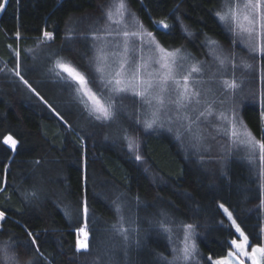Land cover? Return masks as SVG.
I'll return each instance as SVG.
<instances>
[{"label":"trees","instance_id":"1","mask_svg":"<svg viewBox=\"0 0 264 264\" xmlns=\"http://www.w3.org/2000/svg\"><path fill=\"white\" fill-rule=\"evenodd\" d=\"M117 2L0 0L5 4L0 9V211L5 214L0 250L18 256V264H160L158 253L171 260L172 247L183 246V230L175 226L183 222L195 225L198 251L191 264H204L209 256H226L230 245L225 244L235 238L220 223L230 225L221 204L250 243L264 245L259 150L250 163L248 147L233 143L231 136L235 121L237 141L246 139L244 126L261 139L264 58L253 59V40L246 32L217 19L215 11L224 0H125L121 24L97 45L112 51L120 39L115 30L127 28L144 33L135 38L136 56L149 61V71L158 68L149 60L158 57L156 43L169 51L179 48L178 55L186 59L176 74L180 88L169 84L162 108L155 101L154 107H141L129 93L115 99L116 120L102 123L80 102L79 86L69 87L56 75V64L70 61L89 79L94 74L97 80L88 87L111 95L94 73L95 63L89 65L96 55L92 33L104 26V13ZM241 24L246 27L242 19ZM45 31L52 37H44ZM113 59L108 58L112 67L105 69V80L117 66ZM242 61L254 67L247 69ZM193 65L201 71L191 73L187 95H200L177 110L171 101ZM233 80L235 90L229 87ZM152 119L157 123L145 129ZM7 136L16 140L15 150L4 144ZM128 140L134 142L132 152ZM137 153L142 161L135 160ZM162 213L170 221L171 242L157 223ZM121 216L128 241L112 228ZM85 226L89 250L77 252V230ZM28 232L39 235V253L35 245L26 246L32 239ZM0 264L17 262L5 261L0 251Z\"/></svg>","mask_w":264,"mask_h":264},{"label":"snow or ice","instance_id":"2","mask_svg":"<svg viewBox=\"0 0 264 264\" xmlns=\"http://www.w3.org/2000/svg\"><path fill=\"white\" fill-rule=\"evenodd\" d=\"M4 7L5 4L0 3V9H3ZM113 8L115 11L112 10ZM126 12L127 6L125 0H118L117 3L109 5L108 10L104 13L106 20L104 26L102 28L97 27L92 33V40L94 42L93 47L96 49V55L90 61L89 67L91 69L93 62L95 63L96 67L94 73L100 74L99 82L106 86L105 90L111 95L108 97H104L103 94L98 95L97 92H94L88 87L90 83H95L97 80V77L94 74H92L91 79H89V77L82 73L79 68L74 66L70 61H58L56 64V68L59 69V71L56 72V75L61 80H65L69 87H72L73 84L79 86L76 88V91L79 94L80 102L84 104L85 109L89 112L90 116H93L95 120L102 123H111L116 120L118 114V109L115 104L116 98L124 99L125 96L130 93L133 97L139 98V104L141 107L144 105L154 107L153 102L155 101V103L162 108L164 105L162 94L169 90V84L171 83L175 85L176 88H180L181 85V81L176 79V74L177 70L182 68V61L185 60L186 57L178 55L181 51L179 48L169 51L156 43L155 50L158 53V57L155 60H151V58H149V60L151 63L158 65V68L149 71V61H145L142 55L140 57L136 56L135 38L138 35L142 36L144 34L142 32L129 31L127 28H117L115 30V36L120 39L115 42V47L112 51H108L105 44L97 45L96 42L103 41L105 36L113 35V31L110 29L113 25L121 24ZM215 15L220 22L225 24L231 23L248 34L249 38L253 40V43L249 47V52L252 54L253 59L257 55L264 58V0H224V3L215 11ZM114 16H119L121 19H114ZM133 19H135L134 16ZM241 19L246 23L247 27H244L241 24ZM159 24H163L165 29L169 28V25L162 21L159 22ZM230 30L232 29L230 28ZM43 35L46 38H51L53 34L45 31ZM147 35L149 37L152 36L151 33H147ZM189 35L191 34L189 33ZM208 42L211 44L216 43V41L213 40H209ZM142 44L143 41H141V45ZM109 56L114 58L112 63L117 66L109 73V78L105 80V69L112 67V65L108 64ZM225 60H227V57ZM225 60H221L220 64L224 65ZM241 63L247 69H252L254 67L253 64L245 61H242ZM232 67L233 69L236 68L234 62L232 63ZM200 71V68L193 65L189 73L183 76V90L179 91L177 98L171 101L172 104L177 106V110L181 107H187L194 97L200 95L199 92H195L191 96L187 95L189 90L188 81L191 73H197ZM63 74H66V76ZM16 75L20 76L19 70L16 71ZM21 80L30 88V90L35 92V89H32L31 85H28V82L24 80L22 76ZM229 87L235 90L238 88V84L233 80ZM35 94L39 96V93ZM40 100L45 104L48 103L42 96H40ZM185 101H187V103H184ZM196 102L199 103V100L197 99ZM48 106L56 116L63 119L60 113L52 108L51 105ZM159 111V108L154 111L153 116H157ZM200 115L203 116L204 113L201 112ZM209 115H211V113H209ZM220 115L222 119L227 120V117L224 116L223 113ZM260 120L262 122L260 128L262 135L260 140H256L252 133L247 130L246 126H244L243 135L246 139L243 141H237L235 139L237 136L235 131V121L232 122L233 131L231 136L233 138V143H242L248 147L250 152V163L255 160L256 151L257 149L259 150V159L262 165L261 176L264 177V100H262L261 103ZM136 123H140L139 119L136 120ZM156 123V119H152L146 121L144 127L145 129H151ZM240 124L243 126L242 121ZM225 134H227V132H225ZM125 139H128L127 135H125ZM3 142L4 144L10 145V147L15 150L16 140H14L12 136L5 137ZM128 148L129 152L133 151L134 142L132 140H128ZM135 160L142 161L143 157L137 153L135 155ZM219 207L223 209L224 213L227 215V219L231 221V224L229 225L226 224L224 220H221V225L228 228L229 235L234 236L235 238L226 242L225 246L230 245V250L226 256L219 259H213L212 256H209L207 257V260L204 261V264H208V262H210V264H245V260L251 261V264H264V245L254 246L250 243L249 237L245 235L244 231H242L240 226L236 223V220L233 219L228 208H225L223 204ZM117 211H120L119 207H117ZM87 212L88 208L85 207L84 213L87 214ZM161 215L164 218L157 223L162 232L169 234L168 239L169 242H171V228L168 227L170 221L167 218V213H162ZM3 219H5V214L0 211V220ZM123 221L124 217L121 216L120 221L117 224H113L112 228L117 234L123 237L124 241H128L130 238L128 234L129 230L124 228ZM175 226L183 230V238L181 241L183 246L179 248L172 247L171 251L173 255L171 260L162 253H158L157 255L160 264H191V261L196 257L198 251L194 243L195 225L179 222ZM233 228L235 229L234 233L231 232V229ZM77 232L76 251L87 252L89 250V241L86 226L79 228ZM236 234H238V236ZM81 235L83 239H81ZM28 236L32 237V239L30 244L26 246L31 247V245H35L36 247L34 251L35 253H39V235L36 234L33 236V233L28 232ZM248 248H251V251H248ZM0 251L3 252V258L5 261H15L18 264V256H10L6 248ZM200 259L203 261L202 256ZM27 264H32V260H29Z\"/></svg>","mask_w":264,"mask_h":264},{"label":"rangeland","instance_id":"3","mask_svg":"<svg viewBox=\"0 0 264 264\" xmlns=\"http://www.w3.org/2000/svg\"><path fill=\"white\" fill-rule=\"evenodd\" d=\"M246 27H247V25H246ZM8 145V144H7ZM8 146H10V145H8ZM223 210V209H222ZM224 212V211H223ZM226 215V214H225ZM226 217H227V215H226ZM3 221H4V219L3 220H0V228H1V225H2V223H3ZM230 224H231V221H230ZM237 236H238V234H237ZM81 239H83V237H82V235H81ZM248 251H251V248H248L247 249ZM227 255V254H226ZM219 259V258H218ZM245 264H251V261H247V260H245Z\"/></svg>","mask_w":264,"mask_h":264}]
</instances>
